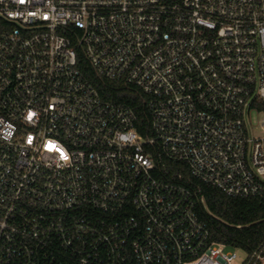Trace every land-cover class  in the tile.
<instances>
[{
	"label": "built area",
	"instance_id": "1",
	"mask_svg": "<svg viewBox=\"0 0 264 264\" xmlns=\"http://www.w3.org/2000/svg\"><path fill=\"white\" fill-rule=\"evenodd\" d=\"M78 54L148 97L149 136ZM163 159L264 197V0H0V264H262Z\"/></svg>",
	"mask_w": 264,
	"mask_h": 264
},
{
	"label": "trees",
	"instance_id": "2",
	"mask_svg": "<svg viewBox=\"0 0 264 264\" xmlns=\"http://www.w3.org/2000/svg\"><path fill=\"white\" fill-rule=\"evenodd\" d=\"M77 66L103 99L126 104L133 110L139 134L150 135L151 115L146 95L133 86L99 77L81 54H78ZM161 171L165 179H178L196 196V211L208 228L210 242L245 253L262 250L264 254V197H227L218 189L192 178L185 165L167 159L162 160Z\"/></svg>",
	"mask_w": 264,
	"mask_h": 264
},
{
	"label": "rangeland",
	"instance_id": "3",
	"mask_svg": "<svg viewBox=\"0 0 264 264\" xmlns=\"http://www.w3.org/2000/svg\"><path fill=\"white\" fill-rule=\"evenodd\" d=\"M236 254L240 259L245 258V253L241 250H236ZM262 264H264V260L262 261Z\"/></svg>",
	"mask_w": 264,
	"mask_h": 264
}]
</instances>
